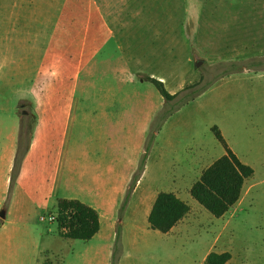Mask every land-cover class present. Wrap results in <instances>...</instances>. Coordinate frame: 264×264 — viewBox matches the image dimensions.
Masks as SVG:
<instances>
[{
    "label": "rangeland",
    "instance_id": "rangeland-1",
    "mask_svg": "<svg viewBox=\"0 0 264 264\" xmlns=\"http://www.w3.org/2000/svg\"><path fill=\"white\" fill-rule=\"evenodd\" d=\"M64 1L0 0V264H202L211 249L264 264V0H114V36L79 75L57 190L41 205L9 166L23 124L30 139L31 91ZM149 76L177 98L167 103ZM214 126L255 170L223 217L190 192L226 153ZM161 191L190 206L169 233L146 217ZM61 198L97 204L91 240L61 235Z\"/></svg>",
    "mask_w": 264,
    "mask_h": 264
},
{
    "label": "crops",
    "instance_id": "crops-1",
    "mask_svg": "<svg viewBox=\"0 0 264 264\" xmlns=\"http://www.w3.org/2000/svg\"><path fill=\"white\" fill-rule=\"evenodd\" d=\"M113 2L114 0L64 1L59 21L34 82L31 92L36 99L38 123L15 187L41 205H45L57 190L74 115L79 75L114 36V30L108 18L114 16L116 12ZM149 120L150 118L147 124ZM15 157L9 166L10 181ZM136 168L138 167L134 165L129 176ZM141 186L142 181L139 180L134 186V192L138 193ZM109 192L110 195H115V199L117 193L120 198L122 197L121 177L118 185L115 183ZM156 197L157 194L148 205L146 217L149 216ZM81 201L84 202V200ZM92 203L88 205L98 211L97 204ZM212 251L214 250L211 249L207 255Z\"/></svg>",
    "mask_w": 264,
    "mask_h": 264
},
{
    "label": "trees",
    "instance_id": "trees-1",
    "mask_svg": "<svg viewBox=\"0 0 264 264\" xmlns=\"http://www.w3.org/2000/svg\"><path fill=\"white\" fill-rule=\"evenodd\" d=\"M249 67L243 65V69ZM148 80L156 85L161 95L170 103L177 98V93H171L163 80L149 76ZM35 103V100H34ZM38 117L36 103L31 115V135L27 142L29 125L23 124L14 166L11 173V184H15L21 172L23 161L30 149L37 127ZM217 139L224 145L226 154L217 159L212 165L204 169L200 178L191 187V195L214 216L223 217L242 197L246 181L251 178L255 170L244 163L230 148L218 126L213 127ZM144 161L141 163L142 171ZM142 173V172H141ZM141 173L135 176L133 186L140 180ZM130 197L129 196L127 199ZM190 206L174 192L161 191L148 216L150 228L163 233H169L189 213ZM57 224L63 237L69 239L91 240L101 229L98 211L79 199L62 198L58 201ZM119 235V234H118ZM232 258L229 251L210 252L203 264H228Z\"/></svg>",
    "mask_w": 264,
    "mask_h": 264
},
{
    "label": "water",
    "instance_id": "water-1",
    "mask_svg": "<svg viewBox=\"0 0 264 264\" xmlns=\"http://www.w3.org/2000/svg\"><path fill=\"white\" fill-rule=\"evenodd\" d=\"M200 64V63H199ZM23 113L24 114H27V111H23ZM0 216L2 217V218H6V211L5 210H1L0 211Z\"/></svg>",
    "mask_w": 264,
    "mask_h": 264
},
{
    "label": "built area",
    "instance_id": "built-area-1",
    "mask_svg": "<svg viewBox=\"0 0 264 264\" xmlns=\"http://www.w3.org/2000/svg\"><path fill=\"white\" fill-rule=\"evenodd\" d=\"M52 218H53V217H52ZM52 218H51V219H52Z\"/></svg>",
    "mask_w": 264,
    "mask_h": 264
}]
</instances>
